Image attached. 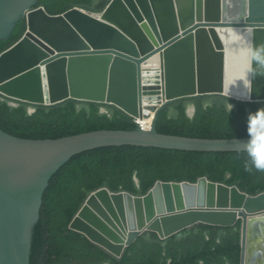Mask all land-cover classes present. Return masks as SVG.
<instances>
[{
	"label": "water",
	"instance_id": "1",
	"mask_svg": "<svg viewBox=\"0 0 264 264\" xmlns=\"http://www.w3.org/2000/svg\"><path fill=\"white\" fill-rule=\"evenodd\" d=\"M22 17L25 32L0 53L2 96L33 106L73 98L132 117H143L144 107L156 114L149 129L136 123L56 139L0 129V264H30L43 194L76 154L128 144L239 152L264 144V135L196 137L156 127L160 110L182 99L264 101V0H110L99 12L72 6L60 13L40 0H0V41ZM240 220L242 264H264V191L250 194L208 176L159 180L145 195L102 187L69 228L121 257L146 232L167 239L200 223L229 227Z\"/></svg>",
	"mask_w": 264,
	"mask_h": 264
},
{
	"label": "trees",
	"instance_id": "2",
	"mask_svg": "<svg viewBox=\"0 0 264 264\" xmlns=\"http://www.w3.org/2000/svg\"><path fill=\"white\" fill-rule=\"evenodd\" d=\"M109 1L40 3L50 13L72 6L99 12ZM25 30L26 19L22 17L11 37L0 41V53ZM192 105L196 108L193 115L189 113ZM156 127L160 132L196 137L264 135V101H237L221 94L182 99L160 110ZM103 128L135 129L136 123L126 111L110 104L71 98L52 106H33L0 94V129L19 138L56 139ZM254 150L198 151L128 144L74 155L51 177L43 194L30 264H242L241 220L229 227L200 223L167 239L146 232L121 257L69 225L90 193L102 187L145 195L159 180L196 182L208 176L258 194L264 191V168L255 166Z\"/></svg>",
	"mask_w": 264,
	"mask_h": 264
},
{
	"label": "built area",
	"instance_id": "3",
	"mask_svg": "<svg viewBox=\"0 0 264 264\" xmlns=\"http://www.w3.org/2000/svg\"><path fill=\"white\" fill-rule=\"evenodd\" d=\"M159 68V67H158ZM155 110L144 107V116L143 117H133L135 123H137L142 129H149L155 118Z\"/></svg>",
	"mask_w": 264,
	"mask_h": 264
},
{
	"label": "clouds",
	"instance_id": "4",
	"mask_svg": "<svg viewBox=\"0 0 264 264\" xmlns=\"http://www.w3.org/2000/svg\"><path fill=\"white\" fill-rule=\"evenodd\" d=\"M254 164L257 168H264V144L252 152Z\"/></svg>",
	"mask_w": 264,
	"mask_h": 264
},
{
	"label": "bare ground",
	"instance_id": "5",
	"mask_svg": "<svg viewBox=\"0 0 264 264\" xmlns=\"http://www.w3.org/2000/svg\"><path fill=\"white\" fill-rule=\"evenodd\" d=\"M155 66H153L155 69H157L159 66H158V62H155Z\"/></svg>",
	"mask_w": 264,
	"mask_h": 264
},
{
	"label": "rangeland",
	"instance_id": "6",
	"mask_svg": "<svg viewBox=\"0 0 264 264\" xmlns=\"http://www.w3.org/2000/svg\"><path fill=\"white\" fill-rule=\"evenodd\" d=\"M192 107V106H191Z\"/></svg>",
	"mask_w": 264,
	"mask_h": 264
}]
</instances>
